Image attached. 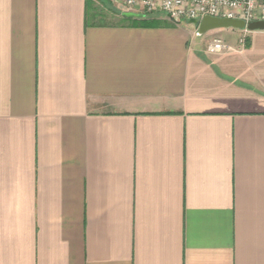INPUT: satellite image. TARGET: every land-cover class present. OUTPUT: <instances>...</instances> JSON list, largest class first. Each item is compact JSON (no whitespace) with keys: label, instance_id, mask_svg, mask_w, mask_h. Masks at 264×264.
Segmentation results:
<instances>
[{"label":"crops","instance_id":"1","mask_svg":"<svg viewBox=\"0 0 264 264\" xmlns=\"http://www.w3.org/2000/svg\"><path fill=\"white\" fill-rule=\"evenodd\" d=\"M188 24L0 0V264H264V30Z\"/></svg>","mask_w":264,"mask_h":264},{"label":"built area","instance_id":"2","mask_svg":"<svg viewBox=\"0 0 264 264\" xmlns=\"http://www.w3.org/2000/svg\"><path fill=\"white\" fill-rule=\"evenodd\" d=\"M113 5L143 14L162 13L170 21L200 20L203 16L240 19L245 22L264 20V0H109ZM239 39L244 43L248 30ZM227 46L214 38L208 51L220 52Z\"/></svg>","mask_w":264,"mask_h":264},{"label":"trees","instance_id":"3","mask_svg":"<svg viewBox=\"0 0 264 264\" xmlns=\"http://www.w3.org/2000/svg\"><path fill=\"white\" fill-rule=\"evenodd\" d=\"M104 10L117 17L119 21H127L134 24H144L149 26L169 25L170 20L165 16L158 18L150 14H141L135 17H128L125 13L115 8L108 0H86L87 23L105 24L108 23ZM174 23V22H173Z\"/></svg>","mask_w":264,"mask_h":264},{"label":"water","instance_id":"4","mask_svg":"<svg viewBox=\"0 0 264 264\" xmlns=\"http://www.w3.org/2000/svg\"><path fill=\"white\" fill-rule=\"evenodd\" d=\"M125 15L128 17L137 16V14L132 12L125 13ZM189 22L197 26V31H196L197 36H201L208 31L216 30V29H236V30L246 29L248 31L264 30V20L245 22L240 19L205 15L200 20L194 19V20H190Z\"/></svg>","mask_w":264,"mask_h":264},{"label":"rangeland","instance_id":"5","mask_svg":"<svg viewBox=\"0 0 264 264\" xmlns=\"http://www.w3.org/2000/svg\"><path fill=\"white\" fill-rule=\"evenodd\" d=\"M109 1V0H108ZM118 10H120V9H118ZM103 11H104V16H106V20H107V22H113V21H116V20H118V18L117 17H115V16H113L112 14H110L109 12H107L106 10H104L103 9ZM171 23H173L172 21H170ZM187 23V20H182V21H180L178 24H186ZM188 26H190V27H192V30H193V32L195 33L196 31H197V26H195V25H192V24H188ZM206 35V33L205 34H203V35H201V36H197V39H205V36ZM214 38H218V39H220V40H222V38H220L219 36H212V37H208V38H206L208 41L210 40V42L214 39ZM223 41V40H222ZM223 43L225 44V42L223 41ZM226 45V44H225ZM227 46V45H226Z\"/></svg>","mask_w":264,"mask_h":264}]
</instances>
